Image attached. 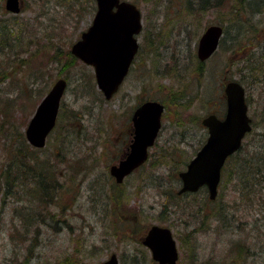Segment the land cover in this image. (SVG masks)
Masks as SVG:
<instances>
[{
	"label": "rangeland",
	"instance_id": "obj_1",
	"mask_svg": "<svg viewBox=\"0 0 264 264\" xmlns=\"http://www.w3.org/2000/svg\"><path fill=\"white\" fill-rule=\"evenodd\" d=\"M127 1L142 14L140 48L107 99L94 67L71 58L93 22L95 0H22L16 14L0 0V120H8L0 130V264H100L113 252L120 264H159L141 241L153 224L173 231L178 264H264V211L241 181L240 189L223 184L217 202L202 200V190L175 193V170L207 136L202 119L225 110V84L241 79L244 62H256L264 50V7L255 11L243 0ZM211 24L222 25L223 35L199 69L198 42ZM59 77L68 86L56 125L45 147L21 149L27 159L16 160L12 185L2 174L12 162L10 143L23 147L22 134ZM253 94L249 114L264 123V98ZM146 99L165 106L156 146L144 167L116 186L110 166L129 150L132 113ZM167 150L173 159L164 157ZM213 208L221 209V221L206 217ZM238 243L249 253L231 251Z\"/></svg>",
	"mask_w": 264,
	"mask_h": 264
},
{
	"label": "water",
	"instance_id": "obj_2",
	"mask_svg": "<svg viewBox=\"0 0 264 264\" xmlns=\"http://www.w3.org/2000/svg\"><path fill=\"white\" fill-rule=\"evenodd\" d=\"M96 3L92 24L72 45L71 52L94 67L98 87L110 99L124 81L139 50L142 14L135 3L127 0H96ZM5 7L18 13L22 9V0H5ZM222 35L220 25L212 24L205 29L197 47V56L201 61L213 55ZM67 85L64 77L58 78L39 103L26 128L27 139L32 145H46L47 137L56 125ZM225 93L224 117L211 113L202 119L208 136L187 168L179 173L182 181L180 194L196 192L205 185L210 198H216L227 158L241 147L244 137L252 129L244 86L237 80H231L225 85ZM163 111L164 104L157 100L143 102L135 109L129 150L118 163L110 166V173L117 183L147 161L149 150L162 126ZM143 242L159 264H178L179 252L170 228L152 225ZM101 264H119V260L116 254H112Z\"/></svg>",
	"mask_w": 264,
	"mask_h": 264
},
{
	"label": "trees",
	"instance_id": "obj_3",
	"mask_svg": "<svg viewBox=\"0 0 264 264\" xmlns=\"http://www.w3.org/2000/svg\"><path fill=\"white\" fill-rule=\"evenodd\" d=\"M216 2L217 1H215V3ZM243 2L245 4L248 3L249 6L253 7L255 11H260V9L264 7V0H243ZM255 3L261 4V5H255ZM2 10H3V7L0 8L1 13H2ZM4 22H5L4 20L0 19V25H3ZM0 30H1V26H0ZM68 54H69V52H68ZM71 58L73 60L77 59V57H75L73 54H72ZM261 63H263V62L258 58L257 61L255 62V64L252 66V73L258 67L260 68ZM203 65H204V62L199 61V69L202 68ZM248 80L250 81V83H253V79L248 78ZM220 109L221 108H219V110L216 111L215 113H217L219 116H223L225 110L223 111ZM263 120H264V118H263ZM7 121L8 120L6 117H5V119L0 120V122H1L0 130H3L4 125H6ZM10 129H12V128H10ZM8 132L14 134V132H12V130H8ZM17 135L19 136L20 139H21V136L23 135L25 144L23 145V147H20V145L14 146L13 143H10V146H12L13 148H8V150H11L13 152L12 162L10 164H8L9 168H6V170L2 173L4 175V178H6V180L8 178H10V180L13 181L12 185H15V179L12 177L18 169V165L16 163V160L18 161L21 159V161L24 162L27 159L26 153H22L21 149L27 148L30 152H34L37 149L35 147L32 148V145L28 144L29 142L27 143L26 136L24 135V133L21 135V133L19 132V133H17ZM247 137H249V141L245 142ZM246 138L243 141V144L241 145L240 149L237 152H235L233 155H231L228 158L227 162L225 163V166L223 167V170H222V178H221V182L219 185V192H220V188L222 187L223 184L225 185V183H226V186L228 187V185L232 181L233 184L236 183V186L238 187V188L236 187V189H240V188H242V185H241V182H242L243 188L246 191L251 190L250 194L256 193V196L254 195V198H258V205L262 206L261 210L264 211V123H261L258 121V124H255L253 122V128L247 134ZM205 139H204V141H205ZM204 141H203V143H204ZM16 146H18V147H16ZM169 150H167V154L164 155V157L170 156L173 159L174 152L171 153V151H169ZM164 152H166V151H164ZM14 154L17 156L14 157ZM189 160H190V158L188 160L181 161L182 162L181 167L183 166L185 168L187 163L189 162ZM46 163H47V161H46ZM143 167H144V165L141 166L140 169ZM179 169H181V168H178L175 170V176H176L175 179L177 180L178 183H180L179 175L177 176ZM47 172H48V170H46V172H44L42 169L40 170L41 174L47 173ZM16 174H17V178H18V173H16ZM41 174H40V176H38L40 178H38V177L37 178L39 179L40 183L41 182L43 183L45 178ZM8 176H10V177H8ZM18 179H17V181H19ZM33 182H35V181H33ZM226 186H225V188H226ZM45 187H46V183H45ZM45 190H46V188H45ZM201 190H202V193H204L202 200H205L206 202H217L216 200H217L219 195L217 196V198L215 200H210L206 187H202L198 192H195V193H182V194H178V192H175V193L179 196L189 195V194L195 196ZM243 190H241V191H243ZM247 193H249V192H247ZM211 211H212L211 213L206 214V217H212L213 219L217 218L218 221H221V219H222L221 213H220L221 209L220 208H218V209L213 208ZM212 213H213V215H210ZM231 251H238V252L240 251V252L249 253L248 247L247 246L243 247L239 243L234 244L232 246ZM67 260H69V259L66 258L60 262L62 263V262H65ZM60 262H58V263H60Z\"/></svg>",
	"mask_w": 264,
	"mask_h": 264
},
{
	"label": "flooded vegetation",
	"instance_id": "obj_4",
	"mask_svg": "<svg viewBox=\"0 0 264 264\" xmlns=\"http://www.w3.org/2000/svg\"><path fill=\"white\" fill-rule=\"evenodd\" d=\"M224 29V28H223ZM253 42V41H252ZM244 44L241 46L242 48L240 49V51H242V49L244 48ZM263 48H264V46H263ZM246 52H248L247 51V49H246ZM259 59L264 63V50H262L261 51V54H260V56H259ZM244 62V61H243ZM247 63H245L244 62V66L243 67H245V68H242V78L241 79H239L238 81L244 86V89H245V94H246V98H247V102H248V107L251 109V107L253 106V102H251V101H253V100H255V99H257V98H255L254 99V97L252 98V94L256 91V90H258V93H259V98L261 99V98H264V69L262 70V72H261V70L259 69V67L256 69V70H254V72L252 73V74H247L246 73V71L247 72H250V70L252 71V66L255 64V60H253V61H246ZM253 62V63H252ZM246 70V71H245ZM249 75H252V78H253V83H250V81L248 80V77L247 76H249ZM245 81H247V83L245 82ZM250 85H252V89H251V87H250ZM252 93V94H251ZM225 94V93H224ZM253 96H254V94H253ZM225 99H226V94H225ZM253 99V100H252ZM257 105L258 104H256V102H255V107H256V109L257 110H259V107H257ZM253 119V118H252ZM161 131V130H160ZM134 132V131H133ZM206 132H207V135H208V131H207V128H206ZM160 133V132H159ZM133 134V133H132ZM158 136H159V134H158ZM132 138H133V135H132ZM158 138V137H157ZM131 142H132V139H131ZM131 142H130V144H131ZM156 143H157V139H156V142H155V145H156ZM130 144H129V146H130ZM128 151L127 150H125L124 152H123V154L121 155V157H120V159L118 160V161H116L115 163H118L124 156H125V154L127 153ZM113 180H114V182H115V184H116V186H120V185H118V183L116 182V180L113 178ZM119 184H121V183H119ZM55 197V196H54ZM49 198V197H48ZM49 200V199H48ZM56 201V197H55V199H53V203ZM149 230V229H148ZM148 230L146 231V233L148 232ZM145 233V234H146ZM144 236L145 235H143L142 236V239H141V241H142V243H143V245H144V242H143V239H144ZM148 248V247H147ZM149 249V248H148ZM150 250V249H149ZM151 252V251H150ZM112 254H116L115 252H113V253H111L110 254V256L112 255ZM151 255H152V252H151ZM109 256V257H110ZM116 256L118 257V255L116 254Z\"/></svg>",
	"mask_w": 264,
	"mask_h": 264
},
{
	"label": "bare ground",
	"instance_id": "obj_5",
	"mask_svg": "<svg viewBox=\"0 0 264 264\" xmlns=\"http://www.w3.org/2000/svg\"><path fill=\"white\" fill-rule=\"evenodd\" d=\"M215 1H217V2H219V3H220V1H221V0H213V2H215ZM35 112H36V111H35ZM34 114H35V113H34Z\"/></svg>",
	"mask_w": 264,
	"mask_h": 264
}]
</instances>
